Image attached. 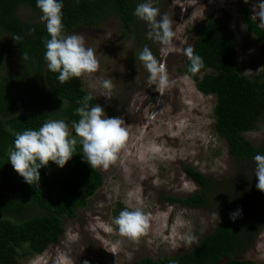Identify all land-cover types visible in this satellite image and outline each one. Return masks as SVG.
<instances>
[{
	"label": "trees",
	"instance_id": "trees-1",
	"mask_svg": "<svg viewBox=\"0 0 264 264\" xmlns=\"http://www.w3.org/2000/svg\"><path fill=\"white\" fill-rule=\"evenodd\" d=\"M58 2L63 4V34L78 27H96L115 17L125 39L130 37L142 50L147 46L152 51L155 42L147 37L148 27L134 15L137 5L145 0ZM239 13L246 31L264 54V29L252 21L246 10ZM41 15L37 0H0V243L3 245L0 264H16L18 259L39 255L56 244L64 233L63 222L73 219L76 211L85 207L102 182L100 174L84 161L79 143L63 168L49 171L53 165L49 162L40 169V183L31 186L11 165L8 153L14 150L18 133L38 130L51 117L71 126L80 119L77 101L88 95L82 89L81 78L60 83L59 73L47 68L43 41L50 36ZM15 36L21 39L14 41ZM190 47L202 58L204 67L193 75L184 55L180 72L198 93L215 98L212 109L215 133L225 142L229 157L246 166L244 171L239 169L238 180L231 177L218 181L183 167L185 176L197 187L196 192L183 199H164L185 207L209 208L218 212L220 219L216 218L213 229L188 252L140 263L253 264L235 256L264 227V193L256 187L253 159L256 154L264 155V145L253 146L244 138L245 133L264 126V72L252 79L240 75L232 34L214 19L197 29ZM22 52L27 53L25 61ZM15 61L17 73L7 69L8 63ZM89 104L94 106V99ZM72 135L75 136L74 131ZM237 209L242 214L233 222L229 214ZM122 210L118 209L115 218ZM116 231L119 233L117 225Z\"/></svg>",
	"mask_w": 264,
	"mask_h": 264
},
{
	"label": "rangeland",
	"instance_id": "rangeland-1",
	"mask_svg": "<svg viewBox=\"0 0 264 264\" xmlns=\"http://www.w3.org/2000/svg\"><path fill=\"white\" fill-rule=\"evenodd\" d=\"M154 2L161 15L167 14L173 20L175 32L171 49L158 43L151 47L153 56L169 75L170 86L162 93L148 81L149 74L139 59L141 47L121 35L115 17L96 27H78L64 33L82 35L85 47L94 50L99 69L91 78H81L82 89L92 95L107 117L125 121L128 139L125 149L107 170L94 168L102 178L101 186L73 219L63 222L64 233L58 242L39 255L18 259L16 264H66V258L71 264H141L145 259L154 261L184 254L213 229L216 219L209 208L185 207L164 199H183L196 192L197 187L182 168L190 167L215 181L231 177L238 180L239 169L245 170V164L229 157L225 142L215 133V98L198 93L180 71L183 50L191 46L197 29L214 19L232 34L240 75L252 79L263 73L264 54L246 31L239 11L246 10L252 21L264 29L253 16V6L264 0ZM26 17L30 18L28 14ZM15 63H8L7 69L17 73ZM105 79H111L114 86L110 100L100 96V84ZM50 120L57 119L51 117L47 121ZM244 138L253 146L264 145V126L245 133ZM52 164L49 171L59 170ZM120 207H139L148 216L149 229L138 242L116 231L114 220ZM185 234L194 235L196 241L187 244ZM235 258L264 264V227Z\"/></svg>",
	"mask_w": 264,
	"mask_h": 264
},
{
	"label": "clouds",
	"instance_id": "clouds-1",
	"mask_svg": "<svg viewBox=\"0 0 264 264\" xmlns=\"http://www.w3.org/2000/svg\"><path fill=\"white\" fill-rule=\"evenodd\" d=\"M249 0H245L248 3ZM37 8L41 11V22L46 24L50 39L44 42L46 47L45 60L49 71L59 73L58 80L65 83L71 78H91L99 69L95 52L90 47H85L82 35L78 33L65 36L63 34L62 8L58 0H37ZM254 17L258 18L264 26V2L253 6ZM134 15L145 22L148 27L147 37L161 46L172 48L175 32L173 20L167 15H161L153 0H145L134 10ZM157 17H160L157 19ZM14 41L21 37L15 36ZM184 55L189 61L188 71L193 75L204 67L202 58L194 53L192 47L184 50ZM23 61L28 59L27 53L22 52ZM139 59L148 72V81L156 86L161 93L170 86L169 75L166 67L158 62L151 50L145 46L139 54ZM100 87L103 91L100 96L112 98L113 84L111 79H105ZM93 99L91 94L77 101L80 107L76 113L80 117L73 121L71 126L63 120H50L38 130H25L18 133L14 140V150L10 152V162L16 173L30 186L34 182L40 183V169L47 167L49 162L63 168L73 157L76 145H82L84 161L92 168L107 170L117 160L118 154L125 149L128 131L124 126L125 121L120 117H107L104 109L95 104L90 106ZM64 102L62 103V107ZM75 132V136L72 135ZM254 175L257 179V189L264 193V155L254 156ZM242 214L241 209L230 213V219L235 220ZM213 219L219 218L214 212ZM220 219V218H219ZM114 223L117 225L122 237L138 242L149 229V218L139 207L132 210L125 208ZM183 224V222H182ZM187 244L196 241V237L185 234L183 237ZM66 264H71L66 258ZM88 264V261H84Z\"/></svg>",
	"mask_w": 264,
	"mask_h": 264
}]
</instances>
